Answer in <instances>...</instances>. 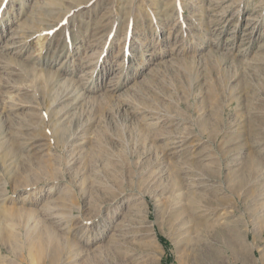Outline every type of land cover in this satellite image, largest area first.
<instances>
[{
    "label": "rangeland",
    "instance_id": "374dc122",
    "mask_svg": "<svg viewBox=\"0 0 264 264\" xmlns=\"http://www.w3.org/2000/svg\"><path fill=\"white\" fill-rule=\"evenodd\" d=\"M0 264H264V0H0Z\"/></svg>",
    "mask_w": 264,
    "mask_h": 264
},
{
    "label": "bare ground",
    "instance_id": "6f19581e",
    "mask_svg": "<svg viewBox=\"0 0 264 264\" xmlns=\"http://www.w3.org/2000/svg\"><path fill=\"white\" fill-rule=\"evenodd\" d=\"M255 19H256V18H255ZM175 142H176V141H175ZM180 149H181V148H180ZM249 167H250V166H249ZM189 207H190V206H189ZM185 209H186V208H185ZM181 213H182V211H181ZM186 213H187V212H186ZM191 213H192V212H191ZM178 215H179V214H178ZM180 216H181V215H180ZM190 216H191V214H190ZM52 241H53V239H52ZM52 241H51V242H52Z\"/></svg>",
    "mask_w": 264,
    "mask_h": 264
},
{
    "label": "trees",
    "instance_id": "16d2710c",
    "mask_svg": "<svg viewBox=\"0 0 264 264\" xmlns=\"http://www.w3.org/2000/svg\"><path fill=\"white\" fill-rule=\"evenodd\" d=\"M161 241H163V239H160Z\"/></svg>",
    "mask_w": 264,
    "mask_h": 264
}]
</instances>
